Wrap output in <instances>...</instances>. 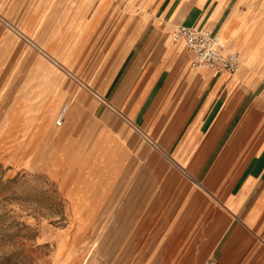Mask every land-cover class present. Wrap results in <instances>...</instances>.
Segmentation results:
<instances>
[{
  "label": "crops",
  "instance_id": "1",
  "mask_svg": "<svg viewBox=\"0 0 264 264\" xmlns=\"http://www.w3.org/2000/svg\"><path fill=\"white\" fill-rule=\"evenodd\" d=\"M260 1L145 0L139 18L108 36V0H0L3 37L37 49L68 77L81 58L100 65L103 87L85 85L101 104L104 143L103 172L86 183L90 202L116 233L128 226L116 246L146 241L147 264H264ZM180 25L215 26L239 70H191L184 42L172 39ZM56 82L57 107L64 95Z\"/></svg>",
  "mask_w": 264,
  "mask_h": 264
},
{
  "label": "rangeland",
  "instance_id": "2",
  "mask_svg": "<svg viewBox=\"0 0 264 264\" xmlns=\"http://www.w3.org/2000/svg\"><path fill=\"white\" fill-rule=\"evenodd\" d=\"M144 1L108 0L114 15L107 16L106 35L139 18ZM254 1L245 0L251 8ZM5 31L0 26V264H147L146 241L131 248L122 239L116 246L115 235H129L128 226L116 233L104 209L90 202L93 187L86 183L103 172L104 143L101 104L85 85L103 87L95 72L100 65L81 58L68 77L37 49L3 37ZM84 52L90 54V45ZM55 82L64 95L57 107ZM65 104L67 116L57 127Z\"/></svg>",
  "mask_w": 264,
  "mask_h": 264
},
{
  "label": "built area",
  "instance_id": "3",
  "mask_svg": "<svg viewBox=\"0 0 264 264\" xmlns=\"http://www.w3.org/2000/svg\"><path fill=\"white\" fill-rule=\"evenodd\" d=\"M175 42H184L186 49L191 54L190 68L193 71H210L214 75L222 73L235 74L240 67V58L229 50L218 35L215 26L209 28H196L189 26H178L172 34ZM69 105L65 104L60 109L55 125L61 126ZM205 264H216L208 260Z\"/></svg>",
  "mask_w": 264,
  "mask_h": 264
},
{
  "label": "bare ground",
  "instance_id": "4",
  "mask_svg": "<svg viewBox=\"0 0 264 264\" xmlns=\"http://www.w3.org/2000/svg\"><path fill=\"white\" fill-rule=\"evenodd\" d=\"M209 28V27H208ZM219 37L225 42V40L223 39V37L220 35V33L218 32ZM226 43V42H225Z\"/></svg>",
  "mask_w": 264,
  "mask_h": 264
}]
</instances>
